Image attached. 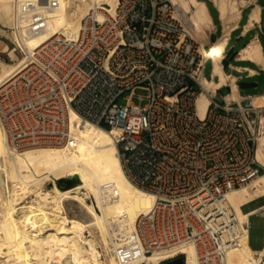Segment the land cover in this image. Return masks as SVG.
Instances as JSON below:
<instances>
[{"label":"built area","instance_id":"1","mask_svg":"<svg viewBox=\"0 0 264 264\" xmlns=\"http://www.w3.org/2000/svg\"><path fill=\"white\" fill-rule=\"evenodd\" d=\"M106 6L91 8L76 35L55 34L30 52L26 66L0 85V129L23 149L63 145L89 122L118 128L127 176L155 195L136 224L144 250L194 246L195 264H229V252L245 238L225 201L264 174L256 153L264 107L252 96L229 101L204 87L206 52L223 35L205 50L172 0ZM43 26L37 21L33 30ZM9 49L0 48V58ZM204 92L210 101L200 114ZM255 210L249 217H264Z\"/></svg>","mask_w":264,"mask_h":264},{"label":"bare ground","instance_id":"2","mask_svg":"<svg viewBox=\"0 0 264 264\" xmlns=\"http://www.w3.org/2000/svg\"><path fill=\"white\" fill-rule=\"evenodd\" d=\"M172 2L188 18L187 31L192 34L195 30L200 41H209L213 24L206 3ZM214 2L226 29L224 36L212 43V50L206 52L207 59L214 58L215 72L221 75L220 84L202 77L204 87L212 91L228 80L220 69V54L233 27L229 24L239 18L241 7L248 1ZM117 3L118 0H60L58 6L52 7L38 0H0V20L12 26V37L23 53L19 55L17 48H10L11 61L0 58V85L23 69L29 53L55 34L76 35L91 8L109 5L113 11ZM259 18L260 8H255L251 25ZM40 20L44 26L33 30L34 23ZM258 47L252 42L242 56H252ZM0 48L6 51L8 44L0 40ZM238 97L233 82L228 99L237 101ZM209 101L205 92L199 96L200 114H204ZM252 101L264 107V94L253 96ZM72 119H79L76 113H72ZM262 125L256 153L264 167V116ZM75 132L76 138L63 145L18 149L0 129V264H195L194 246L147 253L136 238L137 220L151 208L155 195L127 176L114 137L119 129L110 131L89 122ZM263 196L264 174L227 194L225 204L236 213L238 231L245 238L229 252V264H264V245H251L250 218L242 209V205ZM255 211H264V205Z\"/></svg>","mask_w":264,"mask_h":264},{"label":"crops","instance_id":"3","mask_svg":"<svg viewBox=\"0 0 264 264\" xmlns=\"http://www.w3.org/2000/svg\"><path fill=\"white\" fill-rule=\"evenodd\" d=\"M208 9V13L211 17L213 28L209 32V41L202 42L204 49H208V45L213 39L224 36L225 23L222 19V13L214 0H203ZM248 2L241 7V14L239 18L232 21L229 25L233 26L230 29L229 36L227 38V44L224 52L219 58L220 69L227 76V82L222 83L217 87L219 99L228 96L232 93V83L237 86L238 100L244 101L250 96H256L264 94V92H257V90L264 83V2L262 0H247ZM255 8H260V18L254 21L251 25V15ZM212 9L217 12V19L212 13ZM247 11V15L245 13ZM233 23V24H232ZM236 34L237 42L245 41L235 51V44L232 45L231 41L233 35ZM257 43L258 50L252 54V56L244 57L243 52L252 43ZM216 62L214 59H207L205 62V77L207 80H211L217 83H221V75L219 72H215ZM209 70V74L206 71ZM232 81V82H231ZM246 89L253 90V92H244ZM230 100V99H228ZM233 101V100H230ZM264 205V204H263ZM262 206V205H261ZM259 206V207H261ZM258 208V207H257ZM252 211V210H251ZM253 214H250V220Z\"/></svg>","mask_w":264,"mask_h":264},{"label":"rangeland","instance_id":"4","mask_svg":"<svg viewBox=\"0 0 264 264\" xmlns=\"http://www.w3.org/2000/svg\"><path fill=\"white\" fill-rule=\"evenodd\" d=\"M262 2H264V0H262ZM212 13L215 16V18L217 19V12L214 9H212ZM246 15H247V11L245 13V16ZM186 18L187 17H185V15H184L185 27L188 28V21L189 20H188V18L187 19ZM11 28H12V26H10L8 24H5L3 21L0 20V40H2L5 43L9 44L11 49L12 48H17L16 52L19 55H22L23 53H22L21 49L18 48V45H17L16 41L12 37ZM194 31L195 30H192L193 37L195 39L199 40V37L197 36L196 31L195 32ZM244 43H245L244 40L240 41V42H237L236 34L233 35L231 44L232 45L235 44V51L240 46H242ZM2 48H4V47H2ZM4 57L5 58L3 60H5L6 62H10L11 61V58H10L9 55L6 54ZM206 74H209V70L206 71ZM137 92L138 93H143V94L145 93V91H143V90H138ZM244 92H253V90L246 89ZM257 92H264V83L257 90ZM120 101L124 102L125 100L124 99H120ZM134 101L136 103L140 102L138 97H134ZM145 102H146L145 100L142 101V103H145ZM263 204H264V196L254 200V201H251V202L247 203L246 205H243L242 209H243L244 212H249V211H251V210H253V209H255V208H257V207H259V206H261ZM251 221H252V234H251V237H250V243H251V245L253 247L260 248V247H262L264 245V217H261L259 214H254L251 217ZM235 259H237V256L235 257Z\"/></svg>","mask_w":264,"mask_h":264},{"label":"trees","instance_id":"5","mask_svg":"<svg viewBox=\"0 0 264 264\" xmlns=\"http://www.w3.org/2000/svg\"><path fill=\"white\" fill-rule=\"evenodd\" d=\"M251 221V220H250ZM250 234H252V221H251V229H250Z\"/></svg>","mask_w":264,"mask_h":264}]
</instances>
